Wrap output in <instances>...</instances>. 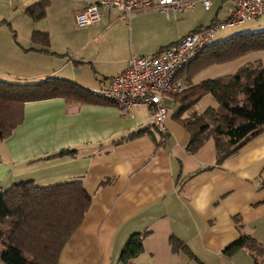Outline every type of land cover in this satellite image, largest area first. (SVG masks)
I'll list each match as a JSON object with an SVG mask.
<instances>
[{
	"label": "crops",
	"instance_id": "obj_1",
	"mask_svg": "<svg viewBox=\"0 0 264 264\" xmlns=\"http://www.w3.org/2000/svg\"><path fill=\"white\" fill-rule=\"evenodd\" d=\"M37 1L0 0V77L34 81L54 75L93 91L122 71L131 55H150L220 20L222 13L227 18L233 2L210 0L205 8L197 1L193 9L168 14L149 9L133 14L128 23L119 20L125 17L118 11L103 10L98 23L77 27L75 12L96 0H46L45 16L32 20L26 8ZM250 21L248 29H264V0L262 14ZM115 28L124 41L133 30L161 34V41L115 59L106 52L107 36ZM33 30L48 33L47 50L33 44ZM222 64L200 70L191 82H200L204 70ZM165 100L178 109L172 97ZM202 100L216 106L211 94L195 105ZM167 107V132L162 134L144 130L151 125L146 105L122 113L105 101L68 104L50 98L24 103L22 122L0 140V190L28 179L40 185L78 179L90 195L56 264H264V258L256 262L244 250L223 253L242 234L264 245V131L217 164L213 138L188 151L189 133L178 121L177 109L170 113ZM65 149L74 151L61 154ZM144 231L142 251L121 262L128 237ZM170 237L190 252L173 250Z\"/></svg>",
	"mask_w": 264,
	"mask_h": 264
},
{
	"label": "trees",
	"instance_id": "obj_2",
	"mask_svg": "<svg viewBox=\"0 0 264 264\" xmlns=\"http://www.w3.org/2000/svg\"><path fill=\"white\" fill-rule=\"evenodd\" d=\"M46 5V0H39L28 6L26 13L38 20L45 16ZM31 40L47 50V32L33 30ZM258 50H264V29L242 30L206 45L179 73L186 80L183 79L186 88L172 98L178 103V121L189 133L188 151H195L211 137L219 164L264 131V65L260 59L246 62L232 73L191 82L197 72L210 65ZM205 94L213 96L216 106L195 111V104ZM50 98H62L68 104L105 101L96 90L60 76L48 75L34 81L0 77V140L9 137L22 122L25 102ZM151 128L157 130L152 125L144 130ZM73 151L65 149L60 153ZM89 202L90 195L78 179L47 185L28 179L0 190V259L6 264H56L63 244L80 224ZM145 233L136 232L128 237L119 255L121 262L127 263L142 251ZM170 245L173 250L190 252L175 237H170ZM238 250L248 252L256 262L264 258V245L249 234L226 245L223 253L230 255Z\"/></svg>",
	"mask_w": 264,
	"mask_h": 264
},
{
	"label": "built area",
	"instance_id": "obj_3",
	"mask_svg": "<svg viewBox=\"0 0 264 264\" xmlns=\"http://www.w3.org/2000/svg\"><path fill=\"white\" fill-rule=\"evenodd\" d=\"M197 1L205 8L211 3L210 0H96L75 12L74 23L77 27L98 23L103 10H116L125 18L149 9H158L166 14L169 10L181 12L193 9ZM262 12L263 0H233L224 21H216L208 27L189 32L175 43L150 55H131L125 68L111 76L107 84L96 92L106 102L116 105L122 113H128L138 105L148 106L151 125L165 134L168 107L164 99L186 88L179 73L202 48L213 41L218 30L257 20Z\"/></svg>",
	"mask_w": 264,
	"mask_h": 264
},
{
	"label": "rangeland",
	"instance_id": "obj_4",
	"mask_svg": "<svg viewBox=\"0 0 264 264\" xmlns=\"http://www.w3.org/2000/svg\"><path fill=\"white\" fill-rule=\"evenodd\" d=\"M212 9L209 11V14L213 15ZM198 10L201 13H207V11H205L204 9L197 7L196 11H198ZM223 12H225V11H223ZM111 14H118V12L116 10H111ZM228 15L229 14H227V16ZM49 19H50V17H49ZM50 20H53V18H51ZM119 20L124 21L125 23H128V18H125V19L119 18ZM224 20H225V17L222 13V15H220V20H218V21H224ZM249 23H251V21H247V22L244 21V22L237 23V24H234L231 26H226V27L218 30L215 33L213 41L217 40V39H222V38L231 36L232 34L237 33L239 31H242V30H247L249 28V27H247V25ZM208 25H206V26H208ZM165 29H169V28L166 27ZM170 29L174 30V26L171 27ZM113 31H114L113 34L107 36L108 46H107L106 52L109 53L110 57L115 58V59H119V58L123 57V55H125L126 53L128 55V54H131L132 52H137V51L140 52V50L143 48H146V49L149 48L150 49L151 46H154L157 44V42L161 41V39H160L161 34L154 37L153 35L146 34V33L136 34L134 30H133L131 39L129 38V39H127V41H124V38L122 36L120 28H115ZM134 50H136V51H134ZM109 56H107V57H109ZM257 56L259 58H261L260 60L262 61L263 65H264V50H258V51H254V52L248 53L246 55H243L242 57L235 59L232 62H228V63H224L222 65H215L213 67H210V68L204 70V72H202V74H200L199 77L201 79H206V78H212V77H215V76H218L221 74L232 73L236 70V68L239 64H244L245 61L256 60L254 58ZM214 67H217V68H214ZM28 81H30V80H28ZM209 97H211V96H209ZM165 103L167 104V106H169L170 113L177 109V106L172 105L169 100H165ZM206 104H208L207 101L202 100V102H200V104L195 105L193 109L197 112H201L203 109H205L207 107ZM0 264H6V263L0 259Z\"/></svg>",
	"mask_w": 264,
	"mask_h": 264
}]
</instances>
